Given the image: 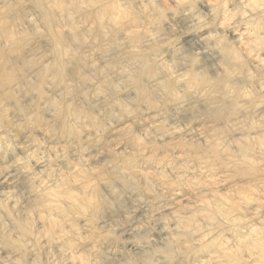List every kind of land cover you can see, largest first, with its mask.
Instances as JSON below:
<instances>
[{
    "label": "clouds",
    "instance_id": "1",
    "mask_svg": "<svg viewBox=\"0 0 264 264\" xmlns=\"http://www.w3.org/2000/svg\"><path fill=\"white\" fill-rule=\"evenodd\" d=\"M0 264H264V0H0Z\"/></svg>",
    "mask_w": 264,
    "mask_h": 264
}]
</instances>
